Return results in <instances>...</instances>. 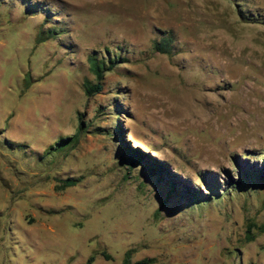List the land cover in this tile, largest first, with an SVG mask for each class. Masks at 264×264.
Segmentation results:
<instances>
[{
	"label": "rangeland",
	"instance_id": "obj_1",
	"mask_svg": "<svg viewBox=\"0 0 264 264\" xmlns=\"http://www.w3.org/2000/svg\"><path fill=\"white\" fill-rule=\"evenodd\" d=\"M263 174L264 0H0V264H264Z\"/></svg>",
	"mask_w": 264,
	"mask_h": 264
},
{
	"label": "trees",
	"instance_id": "obj_2",
	"mask_svg": "<svg viewBox=\"0 0 264 264\" xmlns=\"http://www.w3.org/2000/svg\"><path fill=\"white\" fill-rule=\"evenodd\" d=\"M165 45V46H164ZM162 44L161 46V51L163 53H169V48L167 46V44ZM90 65H91V69H92V72L95 76V80L97 81L95 84H91L89 82H86L83 86L84 88V92H85V95L87 97H91L95 94H98L102 91V79H103V69H104V63L102 62H98L96 61L95 59H90ZM109 69H111V67H109ZM67 141H63V145L66 143ZM138 160L136 159L134 164H136ZM133 165V164H132ZM258 179H256L257 181L259 182H262L264 184V174L257 177ZM231 184H233V186H237L238 182H232ZM76 185V181L74 179H66V180H62L60 181V186H58L59 189H65V188H68V187H72V186H75ZM104 260H109L111 257L106 254L105 252L101 253L100 254ZM126 255H129V252L126 253ZM93 261V257H90L88 260H87V264H91ZM151 263V259H143V260H140V261H137L135 262L134 264H150ZM123 264H128V261H127V258L124 260Z\"/></svg>",
	"mask_w": 264,
	"mask_h": 264
}]
</instances>
